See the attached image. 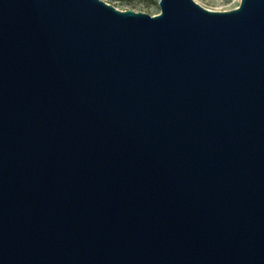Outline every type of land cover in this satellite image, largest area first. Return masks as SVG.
<instances>
[{"label":"water","instance_id":"water-1","mask_svg":"<svg viewBox=\"0 0 264 264\" xmlns=\"http://www.w3.org/2000/svg\"><path fill=\"white\" fill-rule=\"evenodd\" d=\"M0 0V264H264V0Z\"/></svg>","mask_w":264,"mask_h":264},{"label":"rangeland","instance_id":"rangeland-1","mask_svg":"<svg viewBox=\"0 0 264 264\" xmlns=\"http://www.w3.org/2000/svg\"><path fill=\"white\" fill-rule=\"evenodd\" d=\"M119 10H134L151 16L160 13V0H103ZM202 7L218 12L231 11L237 8L238 0H195Z\"/></svg>","mask_w":264,"mask_h":264},{"label":"built area","instance_id":"built-area-1","mask_svg":"<svg viewBox=\"0 0 264 264\" xmlns=\"http://www.w3.org/2000/svg\"><path fill=\"white\" fill-rule=\"evenodd\" d=\"M238 2L240 3V2H241V0H238Z\"/></svg>","mask_w":264,"mask_h":264}]
</instances>
